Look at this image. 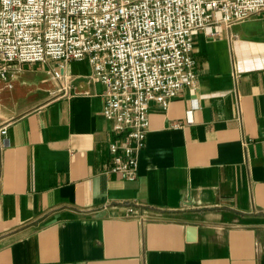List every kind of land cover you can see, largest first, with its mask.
<instances>
[{
	"label": "crops",
	"instance_id": "0c3cea01",
	"mask_svg": "<svg viewBox=\"0 0 264 264\" xmlns=\"http://www.w3.org/2000/svg\"><path fill=\"white\" fill-rule=\"evenodd\" d=\"M192 56L194 89L149 105L132 181L106 172L114 134L87 61L0 80V264H264V13L197 33Z\"/></svg>",
	"mask_w": 264,
	"mask_h": 264
},
{
	"label": "built area",
	"instance_id": "2783aa9c",
	"mask_svg": "<svg viewBox=\"0 0 264 264\" xmlns=\"http://www.w3.org/2000/svg\"><path fill=\"white\" fill-rule=\"evenodd\" d=\"M260 13L264 0H0V80L11 89L12 68L51 60L63 70L69 61H87L88 80L101 88V113L114 134L106 172L132 181L150 103L166 109L183 88L196 85L194 36H219ZM231 77L239 108V75ZM6 132L1 125L0 156L9 144Z\"/></svg>",
	"mask_w": 264,
	"mask_h": 264
},
{
	"label": "water",
	"instance_id": "95a60500",
	"mask_svg": "<svg viewBox=\"0 0 264 264\" xmlns=\"http://www.w3.org/2000/svg\"><path fill=\"white\" fill-rule=\"evenodd\" d=\"M188 239L194 238L195 228L193 226L187 227Z\"/></svg>",
	"mask_w": 264,
	"mask_h": 264
}]
</instances>
